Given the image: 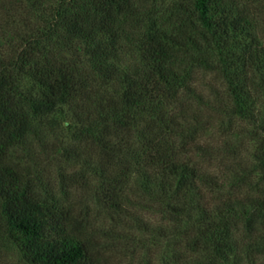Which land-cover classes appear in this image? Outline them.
I'll return each mask as SVG.
<instances>
[{"label": "trees", "instance_id": "trees-1", "mask_svg": "<svg viewBox=\"0 0 264 264\" xmlns=\"http://www.w3.org/2000/svg\"><path fill=\"white\" fill-rule=\"evenodd\" d=\"M158 1L14 0L0 21V218L27 264H110L128 228L161 248L141 264H264V0ZM66 105L99 154L68 181L93 173L102 236L11 156ZM203 113L239 124L249 162L202 141Z\"/></svg>", "mask_w": 264, "mask_h": 264}, {"label": "rangeland", "instance_id": "rangeland-1", "mask_svg": "<svg viewBox=\"0 0 264 264\" xmlns=\"http://www.w3.org/2000/svg\"><path fill=\"white\" fill-rule=\"evenodd\" d=\"M12 1L14 0H0V21L4 20L9 3ZM173 1L175 0H159L156 9L163 10L166 5ZM19 16L20 11L16 13L14 18L16 24H18ZM31 21L36 23L34 19ZM16 24L9 27L11 31L15 29H18L17 32L20 31V24ZM129 63H134V58L131 56L125 58V65H130ZM205 80L219 92L221 91V87L214 82L212 77L207 76ZM207 96V100L214 103L213 97ZM87 107L94 109L92 105ZM84 111L86 110L82 106L71 107L66 105L57 113L47 118L38 119L33 125V131L28 136V140L32 144L19 146L12 151L11 156L22 167H28L32 177L39 178L46 192L53 194L56 200L69 205L74 215L81 217L83 222L92 228L98 236H102V232L107 231L111 223L106 218L101 206L93 198L96 181L91 171L99 165V159L96 156L99 154L88 143L80 142L75 138L78 127L84 123ZM203 115L208 118L209 126L207 129L209 130L203 131L201 134L202 141L218 150L219 148L223 150L224 144L227 143L232 149L229 155H241L243 160L249 162L250 153L253 149L251 142H248L243 136H234L239 124L229 122L227 117L219 116L217 113L208 115L203 113ZM68 155H78L79 157ZM231 159L230 157L229 163L233 161ZM216 165L217 163L214 162L212 166L215 167ZM90 168L91 171L87 174L89 181L87 187L82 189L77 186H70L71 182L68 181V177L80 179V175L85 172L88 173ZM78 183L81 182L78 181ZM145 217L143 218L147 219ZM127 233L134 236L135 243H128L122 238H117V235H112L108 241L103 242L106 244L105 257L110 264H141L139 259L147 260L152 257L154 249L157 252L161 249L160 246L150 247L149 244V247L144 249L138 241L146 240L148 237L146 234L136 232L131 228L127 229ZM99 239L102 240V238ZM160 245H164V243L162 242ZM163 255L169 257L171 253L167 250V253L165 252ZM0 264H27L5 233L1 218Z\"/></svg>", "mask_w": 264, "mask_h": 264}]
</instances>
